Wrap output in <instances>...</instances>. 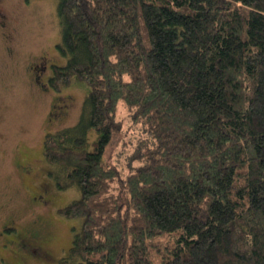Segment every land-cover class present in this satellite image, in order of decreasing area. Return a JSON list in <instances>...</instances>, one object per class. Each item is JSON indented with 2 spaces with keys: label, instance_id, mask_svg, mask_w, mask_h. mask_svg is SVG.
Instances as JSON below:
<instances>
[{
  "label": "trees",
  "instance_id": "1",
  "mask_svg": "<svg viewBox=\"0 0 264 264\" xmlns=\"http://www.w3.org/2000/svg\"><path fill=\"white\" fill-rule=\"evenodd\" d=\"M57 13L66 61L48 85L89 87L77 123L43 143L58 188L78 191L58 209L81 220L59 264H264V0ZM119 104L143 133L126 174L103 159Z\"/></svg>",
  "mask_w": 264,
  "mask_h": 264
},
{
  "label": "rangeland",
  "instance_id": "2",
  "mask_svg": "<svg viewBox=\"0 0 264 264\" xmlns=\"http://www.w3.org/2000/svg\"><path fill=\"white\" fill-rule=\"evenodd\" d=\"M57 3L0 0V264H59L81 223L59 212L78 191L58 188L56 177L62 168L49 163L43 153L47 133L77 123L89 88L72 80L56 91L36 81L41 62L63 65L66 61L57 48L61 37ZM43 72L40 81L50 74L48 69ZM53 104L60 106L55 113L56 108L61 110L55 116L50 115ZM116 119L118 130L103 159L126 174L135 164L129 156L143 133L122 104ZM94 137L90 134V139ZM32 228L40 232L39 245L48 255L36 243L18 244ZM167 241L168 236L162 238Z\"/></svg>",
  "mask_w": 264,
  "mask_h": 264
},
{
  "label": "flooded vegetation",
  "instance_id": "3",
  "mask_svg": "<svg viewBox=\"0 0 264 264\" xmlns=\"http://www.w3.org/2000/svg\"><path fill=\"white\" fill-rule=\"evenodd\" d=\"M42 63V66H40V75L43 74L44 72L43 71H46L47 69L49 70L50 74L46 76V79L44 81H40L39 79V73L36 74L35 78H36V81L37 82H40L41 85H44L46 83V86H47V83H49V80L50 78L52 77V71H53V65L54 64H50L51 62H47V61H44V62H41ZM32 69H37L34 65L31 67ZM55 107H60L59 105H55L53 104L52 105V110L50 111V115L51 116H55L57 113H59L61 110L60 109H57L56 108V112L54 111ZM55 114V115H54ZM34 198V197H33ZM43 201H46V199ZM40 232L37 230V229H30L26 235H21L19 241H18V244L23 247H28L29 243L32 242L33 243H36L43 251V254L44 255H48L49 252L44 249V247H41L39 244L42 243V238L39 234ZM28 240V241H27ZM26 242V243H25ZM29 252L32 254V255H36V252L35 250H31L29 249ZM40 253V252H39Z\"/></svg>",
  "mask_w": 264,
  "mask_h": 264
}]
</instances>
